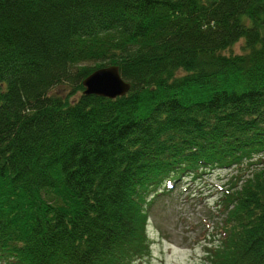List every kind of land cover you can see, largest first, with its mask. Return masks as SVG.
<instances>
[{
    "label": "trees",
    "instance_id": "trees-1",
    "mask_svg": "<svg viewBox=\"0 0 264 264\" xmlns=\"http://www.w3.org/2000/svg\"><path fill=\"white\" fill-rule=\"evenodd\" d=\"M111 64L129 91L84 95ZM217 169L203 264H264V0H0V264L144 259L152 202Z\"/></svg>",
    "mask_w": 264,
    "mask_h": 264
},
{
    "label": "rangeland",
    "instance_id": "rangeland-1",
    "mask_svg": "<svg viewBox=\"0 0 264 264\" xmlns=\"http://www.w3.org/2000/svg\"><path fill=\"white\" fill-rule=\"evenodd\" d=\"M242 40L231 50L238 53ZM228 50V52H231ZM68 86H56L52 93L65 94ZM191 181L181 178L169 195L149 207L147 236L149 255L130 264H203L204 248L218 235L216 201L228 182L230 170H208Z\"/></svg>",
    "mask_w": 264,
    "mask_h": 264
},
{
    "label": "water",
    "instance_id": "water-1",
    "mask_svg": "<svg viewBox=\"0 0 264 264\" xmlns=\"http://www.w3.org/2000/svg\"><path fill=\"white\" fill-rule=\"evenodd\" d=\"M82 85L84 95H96L115 98L125 95L130 89V83L125 81L116 64L100 67L86 76Z\"/></svg>",
    "mask_w": 264,
    "mask_h": 264
}]
</instances>
